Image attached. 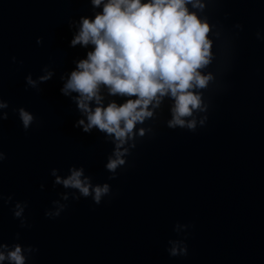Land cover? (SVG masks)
Returning a JSON list of instances; mask_svg holds the SVG:
<instances>
[{"label":"water","instance_id":"water-1","mask_svg":"<svg viewBox=\"0 0 264 264\" xmlns=\"http://www.w3.org/2000/svg\"><path fill=\"white\" fill-rule=\"evenodd\" d=\"M89 7V0H0V96L42 121L25 132L11 107L0 119V150L8 153L0 161V192L14 193L13 203L29 201L32 225L21 228L0 200V241L20 231L23 243L39 248L34 264H264V40L255 35L264 28V0H209L205 12L228 40L213 65L205 126L169 128L165 106L155 137L145 138L131 166L109 181L111 199L82 197L59 217L45 216L63 190L52 187V167L66 174L83 164L95 181L109 177L104 164L113 145L102 133L74 127L78 112L60 92V73L85 52L69 46L68 19ZM237 21L243 30L233 27ZM44 64L56 75L41 91L26 88V74L38 75ZM177 221L194 225L186 257L166 250Z\"/></svg>","mask_w":264,"mask_h":264},{"label":"clouds","instance_id":"clouds-1","mask_svg":"<svg viewBox=\"0 0 264 264\" xmlns=\"http://www.w3.org/2000/svg\"><path fill=\"white\" fill-rule=\"evenodd\" d=\"M209 0H89V11L70 17L69 46L85 52L73 58V67L60 73V92L69 97L78 112L74 127L86 133H102L113 145L104 167L108 181L97 182L83 164L69 166L62 174L52 167V187L63 186L45 216L55 219L72 200L91 198L94 204L111 199L110 180L130 167L129 157L145 138H154L156 125L165 106L170 113L169 128L197 131L209 120L210 102L207 93L217 82L213 65L225 54L228 36L222 25L212 19L205 9ZM225 15H229L225 13ZM233 27L243 30L237 21ZM239 35V32L237 33ZM256 37L264 40V28ZM222 37L224 39L222 40ZM37 44L44 37L36 38ZM14 62L17 57H12ZM23 64L21 59L18 61ZM56 68L44 64L38 75L28 72L25 87L41 91L42 84L56 75ZM18 115L25 132L42 121L26 106H11L0 96V119L9 117L8 109ZM203 114V115H202ZM8 153L0 150V161ZM40 188H46L45 183ZM14 193L0 192V200L11 206L20 227H31L26 209L29 201L15 199ZM191 222L177 221V236L168 239L170 256L189 255L187 231ZM22 233L0 241V264H34L39 248L22 242Z\"/></svg>","mask_w":264,"mask_h":264}]
</instances>
